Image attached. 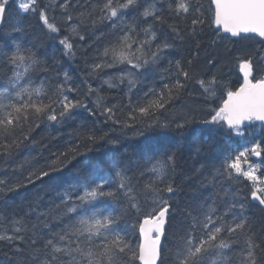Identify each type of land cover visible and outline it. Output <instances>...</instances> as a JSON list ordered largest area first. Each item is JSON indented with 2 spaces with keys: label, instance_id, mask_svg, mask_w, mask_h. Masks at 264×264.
Wrapping results in <instances>:
<instances>
[{
  "label": "snow or ice",
  "instance_id": "obj_1",
  "mask_svg": "<svg viewBox=\"0 0 264 264\" xmlns=\"http://www.w3.org/2000/svg\"><path fill=\"white\" fill-rule=\"evenodd\" d=\"M14 3L0 0V30ZM18 7L38 16L85 72L74 82L21 37L0 49V160L34 142L41 124L62 126L83 110L91 125L81 123L46 165L0 178V194L51 184L82 146L118 145L115 130L181 137L192 130L197 143L206 130L225 146L200 181L214 196L194 197L175 231L174 151L145 141L126 161H85L87 174L55 201L0 213V251L10 264H264V228L238 214L223 183L247 187L246 199L264 211V0H23ZM181 49L185 55L170 58ZM186 96L195 106L178 108ZM97 121L116 127L99 129Z\"/></svg>",
  "mask_w": 264,
  "mask_h": 264
},
{
  "label": "trees",
  "instance_id": "obj_2",
  "mask_svg": "<svg viewBox=\"0 0 264 264\" xmlns=\"http://www.w3.org/2000/svg\"><path fill=\"white\" fill-rule=\"evenodd\" d=\"M20 2H23V0H15L9 12L10 19L8 24L3 30H0V49H6L8 45L17 42L14 39L15 37H21L22 41L28 46L31 47L34 45L35 50L42 58H46L50 62H58L56 64L57 70L60 72L67 71L72 76L74 82H79L84 79L85 69L82 66L79 56L76 59L65 57L57 41L50 39L46 35V30L43 28L38 16L23 13L19 9L18 4ZM43 2L46 3L48 0H43ZM17 24L24 28L23 33L15 31ZM185 54L184 50L181 49L174 52L170 58H179ZM118 70L112 69L109 71L116 72ZM152 83L153 81L151 79L147 82V84ZM161 83L162 81L157 76L155 78V85L159 87ZM188 99L190 98L186 96L182 100L177 101L178 108L194 107L195 104L192 106L190 104H184ZM81 123L91 125V120L88 119V113L83 110L80 111L74 121L65 125L48 128L44 124H41L39 128L32 132V136L35 138L34 142H26L10 160H0V167L4 169L9 168V166L18 165L19 168L16 170H24L23 172H25L27 168L32 166V164H28L27 166L24 164V159H27L29 156L37 157L41 161V164L33 165H46L55 158L54 154L62 151L66 147L67 142L73 139L75 129ZM95 126L103 130H107L109 127H116L100 123L99 121H97ZM201 128L203 126L198 124L193 125V129ZM133 131V129H128L126 130L127 134L119 130L110 132L111 136L120 137V143L118 145H97L91 151L84 149L82 146L80 153L76 155L75 159H72L63 171L56 173L59 179L53 181L51 184L37 182V184L21 189L20 192L0 194V213L11 215L13 209L20 211L23 208H27L37 198H40L42 204H49L55 201L57 196L65 188L83 179L89 168V164L85 163V161L93 164H104L109 158L126 161L127 158L142 151L145 141H148L162 151L168 150L176 153L177 167L174 178L177 190L173 200L174 216L170 217L172 229L175 231L186 219V207L197 202L193 199L194 197L198 198V200H203L214 196L216 189L211 186L201 188L200 181L208 176L206 169L209 167V164L211 162H217L219 154L223 146H225L224 141L222 137L210 134L206 130L203 132L199 143L193 140L192 130H189L183 137L177 135L175 132L148 130L144 132L147 133V136L139 139L132 138L136 136L133 135ZM204 138H208L207 144L204 143ZM130 139L131 141H129ZM201 146L205 150L198 155L196 150ZM125 148L130 150L125 151ZM21 165L23 166L21 167ZM223 183L224 187L231 194L230 199L236 205L235 210L238 214L252 221L257 231L264 228V211L256 206L255 202L246 199L248 188L233 181L225 180ZM124 224H127V221L122 226ZM138 239L139 234L133 230V242H138ZM0 264H10L8 257L2 251H0Z\"/></svg>",
  "mask_w": 264,
  "mask_h": 264
},
{
  "label": "rangeland",
  "instance_id": "obj_3",
  "mask_svg": "<svg viewBox=\"0 0 264 264\" xmlns=\"http://www.w3.org/2000/svg\"><path fill=\"white\" fill-rule=\"evenodd\" d=\"M195 91H196V89L194 87L193 88V92H195ZM188 98H190V99H188L187 101H185L184 104H190L191 106L193 104H196V100L194 99V97L188 96ZM183 106H185V105H183ZM145 136H147V133H144L142 136H134L132 138L139 139V138L145 137ZM129 141H131V139ZM24 164L26 166L28 164H32V165L33 164H41V161H39L37 157L29 156L27 159H24ZM17 168H19L18 165L9 166V168H4V169L2 167H0V178H6V179H10V180H15V179L21 177L22 175L26 174V172L29 169V168H27L26 171L23 172L24 170L23 171L16 170Z\"/></svg>",
  "mask_w": 264,
  "mask_h": 264
},
{
  "label": "bare ground",
  "instance_id": "obj_4",
  "mask_svg": "<svg viewBox=\"0 0 264 264\" xmlns=\"http://www.w3.org/2000/svg\"><path fill=\"white\" fill-rule=\"evenodd\" d=\"M33 36H34V35H33ZM71 69H72V68H71ZM105 128H106V127H105ZM110 136H111V135H110ZM108 145H109V144H108ZM109 146H110V145H109ZM131 146H132V145H131ZM132 147H133V146H132ZM103 150H104V149H103ZM129 150H130V149H129ZM129 150H128V151H129ZM123 151H124V149H123ZM131 151H132V150H131ZM131 151H130V152H131ZM46 156H47V155H46ZM127 157H128V156H127ZM89 158H90V157H89ZM102 164H103V163H102ZM3 202H4V201H3ZM135 233H136V232H135Z\"/></svg>",
  "mask_w": 264,
  "mask_h": 264
}]
</instances>
